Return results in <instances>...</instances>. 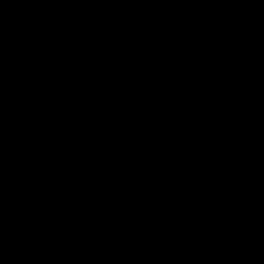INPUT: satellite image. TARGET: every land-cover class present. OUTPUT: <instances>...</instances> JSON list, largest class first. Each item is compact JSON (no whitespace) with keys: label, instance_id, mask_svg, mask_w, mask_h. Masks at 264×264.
Listing matches in <instances>:
<instances>
[{"label":"water","instance_id":"95a60500","mask_svg":"<svg viewBox=\"0 0 264 264\" xmlns=\"http://www.w3.org/2000/svg\"><path fill=\"white\" fill-rule=\"evenodd\" d=\"M0 264H264V0H0Z\"/></svg>","mask_w":264,"mask_h":264}]
</instances>
